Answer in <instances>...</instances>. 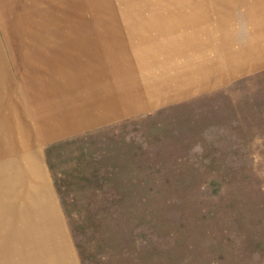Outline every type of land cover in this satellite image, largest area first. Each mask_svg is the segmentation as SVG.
Instances as JSON below:
<instances>
[{
  "label": "rangeland",
  "instance_id": "1",
  "mask_svg": "<svg viewBox=\"0 0 264 264\" xmlns=\"http://www.w3.org/2000/svg\"><path fill=\"white\" fill-rule=\"evenodd\" d=\"M157 1L0 0V264H264V0Z\"/></svg>",
  "mask_w": 264,
  "mask_h": 264
},
{
  "label": "trees",
  "instance_id": "2",
  "mask_svg": "<svg viewBox=\"0 0 264 264\" xmlns=\"http://www.w3.org/2000/svg\"><path fill=\"white\" fill-rule=\"evenodd\" d=\"M231 1L233 0H210V2H213V5L218 2L228 3ZM202 4L203 1L200 0H158L157 2H153V4H149V14H147L146 19L142 21L143 24L139 23L138 25L137 23L136 26H143L141 28H154L160 33L166 29H192L200 25L202 18L205 16L210 17L207 13L204 16L200 15V10L203 7ZM164 8L167 9L163 10ZM222 9L227 12L224 8ZM183 18H186L184 24L181 23V19ZM177 25L180 27H177ZM138 30L141 31V29Z\"/></svg>",
  "mask_w": 264,
  "mask_h": 264
},
{
  "label": "crops",
  "instance_id": "3",
  "mask_svg": "<svg viewBox=\"0 0 264 264\" xmlns=\"http://www.w3.org/2000/svg\"><path fill=\"white\" fill-rule=\"evenodd\" d=\"M8 134H10L9 132H7ZM11 140V139H10ZM20 145H22V144H20ZM42 184H44V183H42ZM39 187H42L43 188V190L41 191H38V193H36L35 192V194L33 195V200H35V202H40V203H44L45 204V202H51V204L53 205V203H54V207H56V203H55V201L53 202V198H51L52 197V193H51V190H50V188L49 187H47V185L46 184H44L43 186H39ZM46 191L44 194H43V191ZM43 196V197H42ZM45 196V197H44ZM51 210L52 211H54L53 210V208H52V206H51ZM58 217H59V215H57ZM59 219V218H58ZM60 220V219H59ZM59 224V223H58ZM59 226H60V224H59ZM63 244H64V246H67L66 244H65V242H63Z\"/></svg>",
  "mask_w": 264,
  "mask_h": 264
},
{
  "label": "clouds",
  "instance_id": "4",
  "mask_svg": "<svg viewBox=\"0 0 264 264\" xmlns=\"http://www.w3.org/2000/svg\"><path fill=\"white\" fill-rule=\"evenodd\" d=\"M249 26L246 21L241 20L237 30V38L240 42H244L248 38Z\"/></svg>",
  "mask_w": 264,
  "mask_h": 264
}]
</instances>
